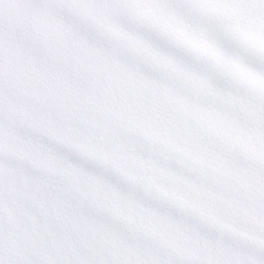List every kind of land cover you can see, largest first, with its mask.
I'll return each mask as SVG.
<instances>
[{
	"label": "snow or ice",
	"instance_id": "snow-or-ice-1",
	"mask_svg": "<svg viewBox=\"0 0 264 264\" xmlns=\"http://www.w3.org/2000/svg\"><path fill=\"white\" fill-rule=\"evenodd\" d=\"M0 264H264V0H0Z\"/></svg>",
	"mask_w": 264,
	"mask_h": 264
}]
</instances>
